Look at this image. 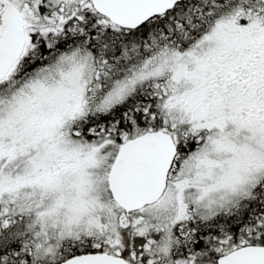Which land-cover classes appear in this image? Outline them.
I'll use <instances>...</instances> for the list:
<instances>
[{
    "label": "snow or ice",
    "instance_id": "1",
    "mask_svg": "<svg viewBox=\"0 0 264 264\" xmlns=\"http://www.w3.org/2000/svg\"><path fill=\"white\" fill-rule=\"evenodd\" d=\"M0 264H264V0H0Z\"/></svg>",
    "mask_w": 264,
    "mask_h": 264
}]
</instances>
